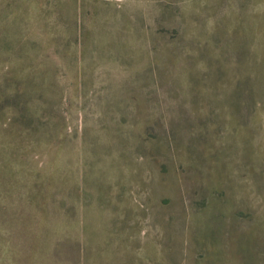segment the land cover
Masks as SVG:
<instances>
[{"label":"rangeland","instance_id":"374dc122","mask_svg":"<svg viewBox=\"0 0 264 264\" xmlns=\"http://www.w3.org/2000/svg\"><path fill=\"white\" fill-rule=\"evenodd\" d=\"M0 264H264V0H0Z\"/></svg>","mask_w":264,"mask_h":264}]
</instances>
